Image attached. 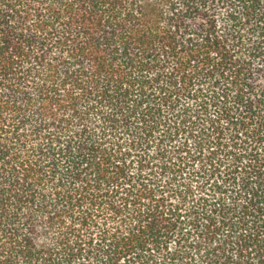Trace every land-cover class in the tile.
<instances>
[{
  "label": "trees",
  "instance_id": "obj_1",
  "mask_svg": "<svg viewBox=\"0 0 264 264\" xmlns=\"http://www.w3.org/2000/svg\"><path fill=\"white\" fill-rule=\"evenodd\" d=\"M0 264H264V0H0Z\"/></svg>",
  "mask_w": 264,
  "mask_h": 264
}]
</instances>
